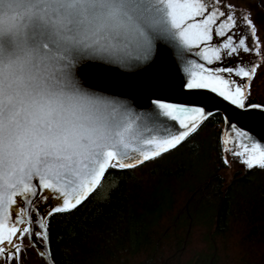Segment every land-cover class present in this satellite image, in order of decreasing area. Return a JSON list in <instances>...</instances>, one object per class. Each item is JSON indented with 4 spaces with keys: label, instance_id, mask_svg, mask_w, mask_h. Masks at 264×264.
Listing matches in <instances>:
<instances>
[{
    "label": "snow or ice",
    "instance_id": "1",
    "mask_svg": "<svg viewBox=\"0 0 264 264\" xmlns=\"http://www.w3.org/2000/svg\"><path fill=\"white\" fill-rule=\"evenodd\" d=\"M235 8L224 0H0V257L20 264L23 240L47 235L42 223L43 232L32 227L38 202L62 200L48 216L70 212L96 190L108 168H135L154 159L214 115L198 104L157 101L163 115L179 120L185 131L145 139L149 151L134 148L135 122L126 106L81 79L92 62L124 68L133 61L150 63L158 39L182 48L202 46L197 55L221 66L195 64L198 71L182 87L218 95L239 117L264 113V104L250 103L257 69L264 63L258 29L251 12L238 15ZM240 23L254 38L251 44L249 35L237 37ZM129 48L136 54L126 52ZM243 53L256 55V62L223 64L226 57ZM184 115L190 116L187 124ZM228 129L223 151L241 157L248 169L264 170V145L231 118ZM224 162L229 163L226 156ZM25 221L29 226L21 231ZM18 233L21 243L14 242Z\"/></svg>",
    "mask_w": 264,
    "mask_h": 264
},
{
    "label": "trees",
    "instance_id": "2",
    "mask_svg": "<svg viewBox=\"0 0 264 264\" xmlns=\"http://www.w3.org/2000/svg\"><path fill=\"white\" fill-rule=\"evenodd\" d=\"M255 101L264 103L250 96ZM222 120L215 113L195 138L138 167L109 168L107 192L101 185L76 209L52 214L46 224L56 263L181 264L184 256L182 264H228L239 256L264 264V170L242 163L228 175ZM201 225L199 247L191 238ZM233 243L244 247L237 257Z\"/></svg>",
    "mask_w": 264,
    "mask_h": 264
},
{
    "label": "water",
    "instance_id": "3",
    "mask_svg": "<svg viewBox=\"0 0 264 264\" xmlns=\"http://www.w3.org/2000/svg\"><path fill=\"white\" fill-rule=\"evenodd\" d=\"M224 2L233 4L226 0H224ZM235 10L238 15L244 11L248 12V9L240 6H236ZM243 35H249L248 42L251 44L254 38L248 33L247 27L243 23H240L237 37ZM219 40L220 38H215L214 44H218ZM155 43L156 55L150 63L139 65L137 62L133 61V66L124 68L119 64L94 61L81 75V79L85 81L86 87L110 98L119 100L126 106L128 115L135 122L131 133V142L134 148L139 147L141 150L149 151L150 146L143 144L145 139L156 138L158 140H163L185 131L179 120H173L171 117L163 115V110L159 109L156 105L157 101L175 105L190 106L198 104L204 106L207 111H212L213 113L221 112L224 120V126L222 128L224 147V140L230 135L228 118H231L233 125L247 131L255 138V141L264 145V113L257 111L250 117H239L234 106L224 101L218 95L208 90H186L182 87L184 81L191 78V73L198 71L194 67L195 64H204L206 68H216L221 66V62H215L212 65L207 64L201 56L197 55V52L202 50V46L201 49H197L196 47L190 49L182 48L178 47V42L162 39H158ZM126 52H130L132 55L136 54L135 50L132 48L127 49ZM125 54V52L120 53V55ZM261 55H264L262 49ZM256 60V55L243 53L239 58L226 57L223 64L225 66L236 67L237 65L256 62ZM252 104L262 105L264 103L255 101ZM181 119H183L186 124L190 122V116L188 115L181 116ZM204 121L205 120L199 123L197 129ZM191 134L188 137H190ZM233 138L235 139V137ZM172 150H174V148L168 151ZM234 150L238 149L234 147ZM130 156L134 158L138 156V153L130 151ZM225 156L229 164H232L234 158L242 159L241 157L232 155L231 152H225ZM242 168L245 171L248 170L246 165L242 166ZM106 172L100 185L104 181ZM100 185L97 188H99ZM49 195L51 197L56 194L50 193ZM19 199L18 197V200ZM61 203L62 200L56 198L38 202L36 206L39 212L32 214L33 230L36 232H43L44 228H41V223L47 230L46 222L52 216H48L47 213L54 207L60 206ZM13 219H15V212H13ZM37 221H40V223H37ZM28 226V222L25 221V223L19 225V228L22 231L23 228ZM29 237V242L27 244L23 243L24 247L21 252L20 264H57L52 256L48 231L46 236L36 238ZM14 242L21 243L19 233ZM42 251L50 253V255L41 256L40 252ZM0 264H16V262H4L0 260Z\"/></svg>",
    "mask_w": 264,
    "mask_h": 264
},
{
    "label": "rangeland",
    "instance_id": "4",
    "mask_svg": "<svg viewBox=\"0 0 264 264\" xmlns=\"http://www.w3.org/2000/svg\"><path fill=\"white\" fill-rule=\"evenodd\" d=\"M230 3H233L236 6H240V7H244L246 9H248V12L252 13V19L254 20V23L257 26V36L259 37V40L261 42V49L264 52V1L262 0H226ZM257 97L259 100L264 101V63L261 64V67L259 69H257V76L253 81V85H252V90H251V97ZM222 131V128L220 130V132ZM241 159L240 158H234V160L232 161V164L228 163V175L232 174L234 172V169L240 165H242V163L240 162ZM206 163H203L201 165V167H203ZM204 166V168H206ZM196 170L199 171L200 173H202V170H200V165L198 164V166H196ZM113 185V182H111L110 180H106L104 181V188L105 192H107V190ZM166 221H168L166 219ZM166 223V222H165ZM175 222H173L172 224H174ZM171 224V225H172ZM171 225H169L170 229H171ZM191 227L189 226V228L187 230H189L191 232ZM205 227L203 225L201 226H195L193 227V235L191 240L196 242H199V247H200V240L202 237L203 232L205 231L204 229ZM189 231H187L185 234L187 235L189 233ZM27 242H29L30 237H26L25 238ZM167 240V239H166ZM169 241V240H168ZM236 242H238V240H236ZM174 244V241H172V243L168 244L167 243L164 245V251L166 252V254L169 255V252L172 248V245ZM262 246L260 248V250H262V254H263V258H264V244L261 243ZM197 245V244H196ZM195 245V246H196ZM229 245V244H227ZM240 250H244V247L242 246H235V244H232V249L231 252H236L235 257H237L238 253L240 252ZM257 253L259 252V250H256ZM158 258V257H157ZM184 258V256H183ZM183 258L180 259L181 260V264L183 261ZM185 259V258H184ZM145 261V260H144ZM143 261V262H144ZM165 261H166V257H165ZM173 260L170 259V262H172ZM164 262V261H163ZM157 263H161V261L156 262ZM139 264H142L141 262H139ZM143 264H148V262H144ZM171 264H174V262H172ZM228 264H246L245 261L242 262V259L238 256L237 259H234L232 261H230Z\"/></svg>",
    "mask_w": 264,
    "mask_h": 264
},
{
    "label": "flooded vegetation",
    "instance_id": "5",
    "mask_svg": "<svg viewBox=\"0 0 264 264\" xmlns=\"http://www.w3.org/2000/svg\"><path fill=\"white\" fill-rule=\"evenodd\" d=\"M214 114H215V113H214ZM222 116H223V115H222ZM211 119H212V116L209 117L207 120H205L204 123H203L201 126H203L204 124L208 123ZM222 121H223V122L220 124V127H221V128H222V126L224 125V120H222ZM201 126H200V127H201ZM200 127H199V128L193 133V134H191L190 137H188L189 140H192L193 138H195V136L197 135L198 131H199V132L202 131V130L200 129ZM220 130H221V129H220ZM201 133H202V132H201ZM221 133H222V131H221ZM199 134H200V133H199ZM220 137H221V145H222V149H224L222 135H221ZM224 156H225V152H224ZM20 242H21V240H20ZM23 243L27 244L28 242L26 241V239H24V240H23ZM0 260L6 262L5 259H4L3 257H0Z\"/></svg>",
    "mask_w": 264,
    "mask_h": 264
},
{
    "label": "bare ground",
    "instance_id": "6",
    "mask_svg": "<svg viewBox=\"0 0 264 264\" xmlns=\"http://www.w3.org/2000/svg\"><path fill=\"white\" fill-rule=\"evenodd\" d=\"M180 145V144H179ZM178 146V145H177Z\"/></svg>",
    "mask_w": 264,
    "mask_h": 264
}]
</instances>
